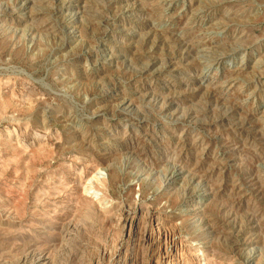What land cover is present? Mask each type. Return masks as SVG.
Returning <instances> with one entry per match:
<instances>
[{
  "label": "rangeland",
  "instance_id": "rangeland-1",
  "mask_svg": "<svg viewBox=\"0 0 264 264\" xmlns=\"http://www.w3.org/2000/svg\"><path fill=\"white\" fill-rule=\"evenodd\" d=\"M173 259L264 264V0H0V264Z\"/></svg>",
  "mask_w": 264,
  "mask_h": 264
},
{
  "label": "bare ground",
  "instance_id": "bare-ground-1",
  "mask_svg": "<svg viewBox=\"0 0 264 264\" xmlns=\"http://www.w3.org/2000/svg\"><path fill=\"white\" fill-rule=\"evenodd\" d=\"M195 210V209H194ZM195 257H197V260L200 258V256H198V253H196ZM197 260H194L192 263L195 264V262H197ZM178 263L177 261H175L174 259L171 260L170 262H168V264H176Z\"/></svg>",
  "mask_w": 264,
  "mask_h": 264
}]
</instances>
